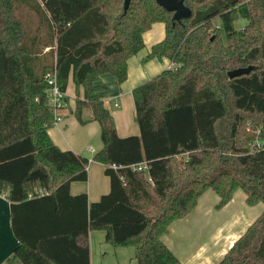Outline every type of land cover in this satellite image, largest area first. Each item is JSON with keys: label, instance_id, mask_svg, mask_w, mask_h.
<instances>
[{"label": "trees", "instance_id": "1", "mask_svg": "<svg viewBox=\"0 0 264 264\" xmlns=\"http://www.w3.org/2000/svg\"><path fill=\"white\" fill-rule=\"evenodd\" d=\"M17 2L0 0V194L22 246L52 264H91L90 233L102 230L114 248H132L138 264H180L164 236L207 191L219 196L218 210L239 190L247 205L264 204V0H185L192 15L175 25L156 0H133L126 13L124 0H34L52 32L40 48ZM155 23L165 24L166 36L148 58L176 69L133 90L139 135L120 137L100 77L123 84ZM250 66V74L228 76ZM54 72L65 92L74 81L78 121L89 122L88 108L101 128L93 161L105 165L111 188L97 202L70 191L88 180L89 158L62 150L49 134ZM248 119L261 129L252 149L254 138L242 140ZM144 162L148 170L132 168ZM66 198L81 201L72 228L58 224L71 221ZM43 210L45 222L34 217ZM47 222L57 227L46 231ZM218 264H264V212Z\"/></svg>", "mask_w": 264, "mask_h": 264}, {"label": "crops", "instance_id": "2", "mask_svg": "<svg viewBox=\"0 0 264 264\" xmlns=\"http://www.w3.org/2000/svg\"><path fill=\"white\" fill-rule=\"evenodd\" d=\"M248 1V0H247ZM220 26V20H216ZM166 28L163 23H155L145 32L143 40L145 48L128 62V79L120 84L116 77L104 74L99 84L105 86L104 102L114 117L117 132L120 137L139 135L135 115L133 90L160 75L170 66L167 59H149L151 48L164 40ZM48 48L45 50V52ZM83 94V89H81ZM67 103L63 121L50 128L49 134L54 143L62 150H72L90 160L88 180L73 182L71 195L86 194L90 203L97 202L110 192V179L105 174V165L93 161V157L102 148L100 125L93 120L91 109H83V118L89 119L82 125L74 114L76 87L73 79L69 80L67 88ZM116 104L119 105L116 107ZM93 151H89V148ZM237 192L233 199L222 209L216 208L219 196L212 190L207 191L199 200L197 208L186 218L175 222L169 233L164 236V242L178 256L180 264H218L229 252L234 243L248 230L255 220L264 212V207L256 210L255 206L247 207L246 196ZM70 211L67 212L71 221L62 220L63 228L76 225V217L80 216L81 201L69 198ZM264 206V204H263ZM47 210L36 211L34 217L49 219ZM217 217L223 218L222 221ZM52 217V216H51ZM46 218V219H45ZM56 221V218H54ZM52 224V226H49ZM55 223H45L46 231L53 230ZM44 230V231H45ZM107 233L102 230L90 233L91 264H134V250L129 248H114L106 241ZM113 259L108 262L109 249ZM106 249V250H105ZM115 256V261L114 260ZM0 264H52L42 261L40 256L22 246L13 231L11 203L6 194H0Z\"/></svg>", "mask_w": 264, "mask_h": 264}, {"label": "rangeland", "instance_id": "3", "mask_svg": "<svg viewBox=\"0 0 264 264\" xmlns=\"http://www.w3.org/2000/svg\"><path fill=\"white\" fill-rule=\"evenodd\" d=\"M17 6H18L17 7L18 16L21 19H23L25 22H28L30 24L32 37H34V38L36 37L38 39L37 40V48H40V46H41L40 41H42V44L47 43V42H51L52 32H51L50 23L47 20V18L44 16L43 10H41V8L34 2V0H18ZM245 25H246V21H244V20L239 19L238 21L235 22V26L239 30L242 29ZM49 27H50V30H49ZM222 36L224 39H226V34L224 31H222ZM260 132H261V129H260V124L258 123V121L256 119H248V120H246L242 140L245 142H247V141L252 142L255 139V142L252 143V147H251V149H252L255 147L254 145L256 143L260 142V141H258ZM98 141H101V138H98ZM240 191H241V193L243 192L244 195L246 196L245 192L242 190H239L237 192H240ZM241 193H239L238 195H240ZM235 194H234V196H235ZM247 207H249V205H247ZM260 207H264L263 203H259V204L255 205V207H253V208H256V210H258V209H260ZM216 218H219L221 221L223 219V218L217 217V216H216ZM108 245L109 244H107L106 247H108V249H109V251H108L109 254L107 257V260L109 262L113 259V256L111 254L112 248ZM131 249L129 248L128 251H130L132 253L133 250H131ZM114 261H115V256H114L113 262ZM134 264H138L135 257H134Z\"/></svg>", "mask_w": 264, "mask_h": 264}, {"label": "built area", "instance_id": "4", "mask_svg": "<svg viewBox=\"0 0 264 264\" xmlns=\"http://www.w3.org/2000/svg\"><path fill=\"white\" fill-rule=\"evenodd\" d=\"M169 68L176 69L173 65H170ZM47 84L48 87L46 93L48 97V105L53 114V124L56 125L63 121L64 110L67 103V91L65 92L62 90L56 72L48 76ZM118 106L119 105L116 104V107ZM88 150L93 151L91 147ZM132 168L137 171L148 170V164L144 162L133 165Z\"/></svg>", "mask_w": 264, "mask_h": 264}, {"label": "water", "instance_id": "5", "mask_svg": "<svg viewBox=\"0 0 264 264\" xmlns=\"http://www.w3.org/2000/svg\"><path fill=\"white\" fill-rule=\"evenodd\" d=\"M133 0H124V12L126 13ZM157 4L168 12L173 13V21L182 23V20L191 17L192 11L185 5V0H156ZM253 67L239 68L228 72V76L232 79L242 75L250 74Z\"/></svg>", "mask_w": 264, "mask_h": 264}]
</instances>
